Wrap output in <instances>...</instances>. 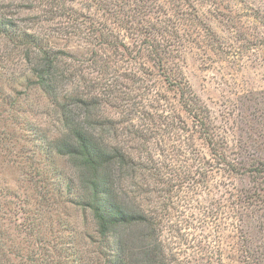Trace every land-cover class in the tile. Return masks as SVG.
Returning <instances> with one entry per match:
<instances>
[{"label":"trees","instance_id":"trees-1","mask_svg":"<svg viewBox=\"0 0 264 264\" xmlns=\"http://www.w3.org/2000/svg\"><path fill=\"white\" fill-rule=\"evenodd\" d=\"M71 2L0 0V68L7 76H24L23 87L39 89L46 97L45 115L53 121V129L37 133L38 149L47 160L60 157L65 162L64 184L72 195L68 200L76 201L92 223L91 232L81 238L78 264H225L224 253L232 264H251L242 232L248 213L264 209V161L232 157L231 147L216 132L205 108L175 81L171 148L187 151L195 162L199 156L203 161L161 182L160 147L156 143V154L143 156L135 147L144 141L136 123L137 107L112 108L109 78L87 84L82 78L165 72L174 49L167 34V10H161L157 0H101L98 7L109 16L106 23ZM24 17L28 24L22 22ZM53 34L83 40L89 55L56 47L50 42ZM10 91L17 93L12 86ZM7 96L11 98V93ZM151 96L166 107L162 96ZM6 104L13 114L18 111V98ZM20 113L27 124V116ZM214 175L225 180L216 195L208 185ZM242 176L249 180L246 188L232 182ZM161 185L194 195L205 192L206 203L199 205L189 196L185 207L193 201L194 208L201 206L206 224L176 220L175 214L182 212L178 201L148 195ZM194 228L207 234L206 240H199L202 246L195 245L197 250L188 242ZM1 259L0 255V264H8V258Z\"/></svg>","mask_w":264,"mask_h":264},{"label":"rangeland","instance_id":"rangeland-1","mask_svg":"<svg viewBox=\"0 0 264 264\" xmlns=\"http://www.w3.org/2000/svg\"><path fill=\"white\" fill-rule=\"evenodd\" d=\"M72 1L75 8L108 23L109 16L98 7L101 0ZM157 3L161 10H167V34L174 44L170 46L174 49L170 50L167 70L157 75L154 69L156 76H82L84 84L109 78L114 90L109 99L112 108L137 107L140 113H135L139 114L136 123L144 141L135 147L142 156L148 152L156 154L154 150L160 147L161 182L171 178L172 173H184L203 161L199 156L195 162L189 159L191 154L187 151L171 148L175 144L172 142V116L177 106L173 101L175 81L199 100L216 132L231 147L232 157L264 161V0H157ZM27 21L24 17L22 22ZM50 42L75 55H89L85 51L88 45L76 37L53 34ZM82 69L91 72L84 66ZM7 75L0 68L1 260L8 258V264H78L81 238L91 232L92 223L76 201L68 200L72 195L64 184L63 175L68 174L65 162L60 157L47 160L43 150L38 149L37 133L53 129V121L45 115L46 97L39 89L23 87L24 76ZM11 78L17 79V83ZM10 86L17 90L16 94L10 91ZM110 86L106 88L110 90ZM153 94L167 101L163 103L165 108L162 103H155ZM12 98H18L15 114L6 104ZM162 109L167 113H161ZM22 111L28 120L25 125L20 118ZM196 147L207 154L198 142ZM30 159L33 161L29 164ZM223 181L214 175L208 183L210 190L214 194L220 192L222 188L217 186ZM232 182L246 188L249 180L242 176ZM157 188L158 192L148 195L159 200L172 196L182 207L181 214H175L176 220L182 218L196 226L204 223L201 206L194 208V201L185 206L189 196L197 199L199 205L206 203L205 192L194 195L174 186L169 190L163 185ZM248 214L242 232L244 247L247 246L246 260L264 264V209ZM189 232L194 233L188 235L194 249L195 245H201L199 240L207 239L204 230L194 228ZM223 260L232 264L225 253Z\"/></svg>","mask_w":264,"mask_h":264}]
</instances>
